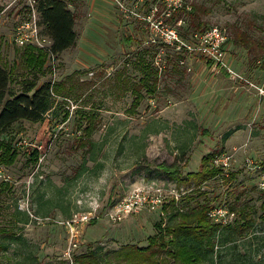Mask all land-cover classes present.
Segmentation results:
<instances>
[{
  "label": "rangeland",
  "instance_id": "374dc122",
  "mask_svg": "<svg viewBox=\"0 0 264 264\" xmlns=\"http://www.w3.org/2000/svg\"><path fill=\"white\" fill-rule=\"evenodd\" d=\"M35 1L0 0V63L7 69L19 60V29L30 41L37 34L41 44L50 45L37 25ZM63 1L75 16V45L40 73L13 70L9 88L18 91L33 76L40 86L74 71L89 87L80 99H57L44 121H20L0 137V227L6 232L0 235V264H67L69 252L71 257L90 251L104 255L124 245L145 247L170 214L204 205L224 206L234 214L225 227L248 224L236 232L222 229L216 237L231 234L237 239L235 251L250 258L246 264H257L264 254V247L256 250L264 236L259 188L264 175V0ZM183 5L186 13L168 21ZM192 5L204 6V12L196 11L199 19L188 14ZM212 28L226 37L225 61L232 75L211 71L210 62L187 49L194 35ZM237 33L247 43L235 45ZM140 61L157 71L156 92L150 97L143 90L144 99L132 112ZM87 140L94 145L82 146ZM209 153L230 157L232 180L219 175L197 185L186 176L197 172ZM176 156H181L180 184L159 168ZM152 189L160 191L163 215L145 208L119 223L105 217L132 191ZM94 209L98 219L72 230L64 225ZM213 242L214 257L230 260L233 243Z\"/></svg>",
  "mask_w": 264,
  "mask_h": 264
},
{
  "label": "trees",
  "instance_id": "16d2710c",
  "mask_svg": "<svg viewBox=\"0 0 264 264\" xmlns=\"http://www.w3.org/2000/svg\"><path fill=\"white\" fill-rule=\"evenodd\" d=\"M68 6V3L63 0H36L33 10L37 17V25L41 28V35L50 41L49 47L45 49L32 44H25L17 47L15 53L19 55V60L12 63L8 69L0 63V137L20 121L33 123L44 121L46 115L55 110L57 99H69L75 96L80 99L88 89L89 83L80 79L78 71L65 75L58 80L44 82L40 86H37L38 79L33 76L31 79L23 80L18 91L9 88L10 74L13 70L21 67L31 74L40 73L45 70L51 55L56 58L75 45L77 38L74 31L75 16ZM190 10L188 14H194L195 18L199 19V13L196 11L204 12L205 9L204 6L192 5ZM185 13L186 5L175 8L173 13L168 16V21L177 19ZM197 26L199 29L202 24ZM244 37L243 34L237 33L233 43L238 45V42H246ZM137 65L141 68L142 77L131 89L133 99L130 111L132 112L139 107L144 99L143 90L150 97L154 96L157 83V71L146 65L144 61H140ZM93 115L88 119L86 135L92 128L90 125L93 124ZM84 139L86 140L87 136ZM87 143L90 146L94 145L93 142L87 140L82 143V146ZM181 151V156H184L183 149ZM216 156V153L203 156L198 171L188 173L186 176L192 178L199 185L210 178L222 175L223 171L211 164ZM180 157H174L169 166L164 164L159 166L168 179L177 184L183 180L179 170L181 166ZM234 176V174L229 173V180H232ZM171 205L173 206V203ZM262 208H264V202ZM210 209L211 207L204 205L190 213L176 210L175 215L170 214L167 225L157 226V234L149 237L145 247L124 245L104 255H100L97 251H90L80 255H72L73 262L75 264H197L199 261L208 264H246V262H250L249 257L235 251L238 247L236 245L237 239L233 238L231 234L224 239L221 236L216 237V234L222 232V229L236 232L239 229L243 230L248 224L243 223L242 226L235 228L214 224L207 217V212ZM161 213L163 215V211ZM93 224H95L94 221H92ZM5 233L0 227V235ZM215 238H217V243L221 245L227 244V242L233 243L231 247H228V252H235L233 255L231 253L230 260L219 259V255L214 257L213 240ZM261 240L263 243L256 250L264 247V236L261 237ZM257 264H264V254Z\"/></svg>",
  "mask_w": 264,
  "mask_h": 264
},
{
  "label": "built area",
  "instance_id": "2783aa9c",
  "mask_svg": "<svg viewBox=\"0 0 264 264\" xmlns=\"http://www.w3.org/2000/svg\"><path fill=\"white\" fill-rule=\"evenodd\" d=\"M35 33V32H34ZM168 37L177 40L175 33L168 31ZM36 34V33H35ZM194 44L187 45V49L190 52H194L200 57H204L208 62L211 63V71H221L225 70L230 75L233 71L227 65L226 52L224 46L226 44V37L222 30L218 28H212L200 35H194ZM18 46H23L25 44H32L40 48L47 49L49 46L41 44L38 40L37 34L34 35V41L30 39L21 30H18L15 39ZM178 41V40H177ZM54 56H50V60H54ZM52 71H55L54 64L52 65ZM54 80V79H53ZM212 166L215 168H220L223 172L222 175L226 178L229 177V166L230 157L225 154L217 155L211 162ZM260 190L264 193V175L260 179L259 184ZM159 190H136L132 191L130 194L125 196L121 201L115 203L112 207L106 210L105 217L108 221L112 223H119L123 219L127 218L129 215L139 212L142 209H148L149 211H159L162 212L163 199L159 193ZM207 217L214 224L227 225L233 218L234 214L226 210L224 206L213 207L207 212ZM98 211L94 209L92 211L80 213L73 215L71 219L65 221L64 225L66 228L72 230L74 225L79 222H89L93 219H98ZM73 235V234H72ZM72 239V237H71ZM70 244H72L70 242ZM75 246V245H73ZM67 264H74L71 253H67Z\"/></svg>",
  "mask_w": 264,
  "mask_h": 264
}]
</instances>
